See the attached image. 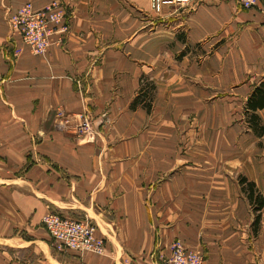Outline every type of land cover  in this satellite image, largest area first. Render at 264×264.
<instances>
[{
	"label": "crops",
	"instance_id": "crops-1",
	"mask_svg": "<svg viewBox=\"0 0 264 264\" xmlns=\"http://www.w3.org/2000/svg\"><path fill=\"white\" fill-rule=\"evenodd\" d=\"M29 1L54 0H0V264H159L177 238L209 263L264 264V207L255 231L240 183L264 197V134L248 122L264 0L160 13L150 0H60L69 31L45 55L9 29ZM143 79L149 111L132 106ZM50 211L94 221L106 253L54 251Z\"/></svg>",
	"mask_w": 264,
	"mask_h": 264
},
{
	"label": "built area",
	"instance_id": "built-area-1",
	"mask_svg": "<svg viewBox=\"0 0 264 264\" xmlns=\"http://www.w3.org/2000/svg\"><path fill=\"white\" fill-rule=\"evenodd\" d=\"M192 1L150 0V5L160 13L165 5L187 6ZM239 3L242 8L249 9L257 5V0H239ZM71 17L68 5L60 0H54L41 9L29 1L9 14L8 24L12 35L17 34L32 53L45 55L52 44L53 35H63L69 31ZM87 124L83 123L84 126ZM42 222L50 235L54 251L62 254H105L106 239L98 235L99 227L91 219H73L50 211L43 216ZM160 260L159 264H217L209 263L203 253L187 245L181 238L171 243L169 255H162Z\"/></svg>",
	"mask_w": 264,
	"mask_h": 264
},
{
	"label": "trees",
	"instance_id": "trees-1",
	"mask_svg": "<svg viewBox=\"0 0 264 264\" xmlns=\"http://www.w3.org/2000/svg\"><path fill=\"white\" fill-rule=\"evenodd\" d=\"M141 85V88L136 96L135 100L132 103V106L136 107L138 104H141L147 108V110H151L153 103L152 97L149 102H147V97H149V89L155 90V85L151 81H147L145 83V79ZM264 107V84H260L251 94L248 101V109L252 110V114H250L248 118V122L252 129L262 135L264 134V126L260 124V119L258 115L255 113L256 110ZM240 183L242 184V189L246 192L247 197L250 203L253 205V210L255 213V218L253 221V227L255 231H258L261 224V211L264 207V197L261 192L256 187L255 182L249 181L246 177H240Z\"/></svg>",
	"mask_w": 264,
	"mask_h": 264
},
{
	"label": "rangeland",
	"instance_id": "rangeland-1",
	"mask_svg": "<svg viewBox=\"0 0 264 264\" xmlns=\"http://www.w3.org/2000/svg\"><path fill=\"white\" fill-rule=\"evenodd\" d=\"M146 81H150V80H145V83H146ZM148 83V82H147ZM154 95H155V90H150L149 89V97H147V102H149L150 101V99H151V97H152V99L154 98ZM152 103H153V100H152ZM143 106V105H142ZM145 107V106H144Z\"/></svg>",
	"mask_w": 264,
	"mask_h": 264
},
{
	"label": "bare ground",
	"instance_id": "bare-ground-1",
	"mask_svg": "<svg viewBox=\"0 0 264 264\" xmlns=\"http://www.w3.org/2000/svg\"><path fill=\"white\" fill-rule=\"evenodd\" d=\"M105 253H106V251H105Z\"/></svg>",
	"mask_w": 264,
	"mask_h": 264
}]
</instances>
